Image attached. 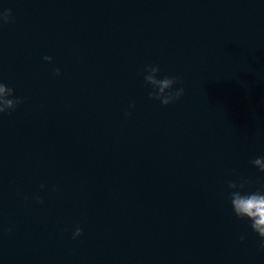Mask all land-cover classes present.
Listing matches in <instances>:
<instances>
[{
	"label": "water",
	"instance_id": "obj_1",
	"mask_svg": "<svg viewBox=\"0 0 264 264\" xmlns=\"http://www.w3.org/2000/svg\"><path fill=\"white\" fill-rule=\"evenodd\" d=\"M7 9L0 80L23 103L0 115V264H264L227 196L264 187V0ZM147 64L185 95L150 99Z\"/></svg>",
	"mask_w": 264,
	"mask_h": 264
},
{
	"label": "clouds",
	"instance_id": "obj_2",
	"mask_svg": "<svg viewBox=\"0 0 264 264\" xmlns=\"http://www.w3.org/2000/svg\"><path fill=\"white\" fill-rule=\"evenodd\" d=\"M13 13L11 9L0 10V26L7 23H12ZM44 61L51 64L54 62L52 56H44ZM62 75L60 69L55 70V76ZM142 77L145 86L149 88L148 96L152 100L159 101L162 105L168 106L176 101H179L185 95V89L181 78L178 76L167 75L162 72L158 64H147L138 73ZM23 103V99L16 95V90L9 87L6 83L0 80V115L16 111L18 105ZM136 105L130 104L128 111L124 113L125 118L132 115ZM250 163L264 173V156L256 157ZM250 181L237 182L229 179L227 181L228 200L230 202L233 213L240 220L247 221L251 229L258 234L261 240V248L264 249V187H260L255 191L246 190V184ZM41 191H46L47 186L40 185ZM36 202L43 204L44 200L40 195L34 196ZM13 229H8L11 232ZM83 235V229L76 227L72 238L77 239ZM240 239L243 241L246 236L241 235Z\"/></svg>",
	"mask_w": 264,
	"mask_h": 264
}]
</instances>
